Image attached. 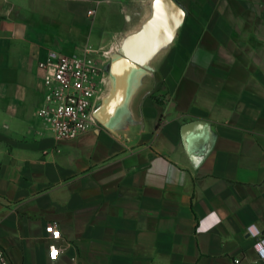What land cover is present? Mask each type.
I'll return each instance as SVG.
<instances>
[{"label":"crops","instance_id":"0c3cea01","mask_svg":"<svg viewBox=\"0 0 264 264\" xmlns=\"http://www.w3.org/2000/svg\"><path fill=\"white\" fill-rule=\"evenodd\" d=\"M131 1L0 0V250L8 264H261L264 0H175L179 37L117 132L97 121L57 140L37 115L39 62L92 48L107 63Z\"/></svg>","mask_w":264,"mask_h":264},{"label":"water","instance_id":"95a60500","mask_svg":"<svg viewBox=\"0 0 264 264\" xmlns=\"http://www.w3.org/2000/svg\"><path fill=\"white\" fill-rule=\"evenodd\" d=\"M128 28L105 53L109 66V88L95 119L105 128L117 132L133 118V103L147 88L161 59L175 45L185 21V10L175 0L131 1L126 10ZM202 121L183 127L187 152L207 132Z\"/></svg>","mask_w":264,"mask_h":264},{"label":"built area","instance_id":"2783aa9c","mask_svg":"<svg viewBox=\"0 0 264 264\" xmlns=\"http://www.w3.org/2000/svg\"><path fill=\"white\" fill-rule=\"evenodd\" d=\"M94 54L99 53L92 48L86 49L81 56L50 52L39 62L45 94L37 115L57 140L77 139L97 123L93 114L103 90L105 63ZM46 233L53 241L61 239L57 223L49 224ZM60 253L55 243L50 245L51 261L56 262ZM260 259L264 264V258L260 256ZM235 263L242 264V261L237 259ZM0 264H8L2 250Z\"/></svg>","mask_w":264,"mask_h":264},{"label":"flooded vegetation","instance_id":"af4514ba","mask_svg":"<svg viewBox=\"0 0 264 264\" xmlns=\"http://www.w3.org/2000/svg\"><path fill=\"white\" fill-rule=\"evenodd\" d=\"M110 62H111V60H110ZM109 66H110V64H109ZM109 66H108L107 63H105L104 68H103V73H104L103 90H102V93L100 95V99H99V101L97 103V106H96V108L94 110V114L100 108V106L102 104L101 98H103L105 96V94L107 93L108 88H109Z\"/></svg>","mask_w":264,"mask_h":264},{"label":"clouds","instance_id":"9594fccd","mask_svg":"<svg viewBox=\"0 0 264 264\" xmlns=\"http://www.w3.org/2000/svg\"><path fill=\"white\" fill-rule=\"evenodd\" d=\"M211 226H212L211 224L205 225V223L202 221L201 222V227L198 229V231H206ZM250 231H252V235L253 236L258 235L257 231H253L251 229H250ZM255 250L260 254V256L262 258H264V241H261L260 243L256 244L255 245Z\"/></svg>","mask_w":264,"mask_h":264},{"label":"rangeland","instance_id":"374dc122","mask_svg":"<svg viewBox=\"0 0 264 264\" xmlns=\"http://www.w3.org/2000/svg\"><path fill=\"white\" fill-rule=\"evenodd\" d=\"M113 23H114V22H113ZM94 57L97 58L98 60H102V59H103L102 57H100V56H98V55H96V54H94ZM108 62H109V63H108ZM107 64H108V66H109V64H110V59H108Z\"/></svg>","mask_w":264,"mask_h":264}]
</instances>
